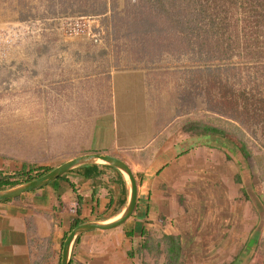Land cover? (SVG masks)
I'll return each mask as SVG.
<instances>
[{
	"label": "rangeland",
	"instance_id": "obj_1",
	"mask_svg": "<svg viewBox=\"0 0 264 264\" xmlns=\"http://www.w3.org/2000/svg\"><path fill=\"white\" fill-rule=\"evenodd\" d=\"M192 1L15 0L17 16L6 21L0 36V46H9L7 59L0 56V159L18 168L62 164L70 139L84 136L83 131L54 130V110L76 105L69 74L83 78L112 69L150 71L171 93L168 100L179 118L175 129L185 139L196 136L185 132L192 122L223 133L222 138L206 136L205 143L231 156V167L223 171L234 179L216 182L220 201L207 194L212 199L206 207L220 208L222 219L235 222L240 216L230 215L226 200L237 214L246 203L243 190L262 197L260 210L248 202L251 217L258 218V243L249 264H264V0ZM194 14L201 17H196V29L191 25V35L188 17ZM69 23L76 29L72 35L64 30ZM22 24L28 28L17 29ZM11 27L17 30L8 34ZM43 46H77V60H39ZM212 183L207 180L206 193ZM235 188L241 192L228 199L227 190L231 196Z\"/></svg>",
	"mask_w": 264,
	"mask_h": 264
},
{
	"label": "crops",
	"instance_id": "obj_2",
	"mask_svg": "<svg viewBox=\"0 0 264 264\" xmlns=\"http://www.w3.org/2000/svg\"><path fill=\"white\" fill-rule=\"evenodd\" d=\"M14 1L0 0V31L17 16ZM43 47L39 60H77V46ZM68 76L76 105L54 110V130L83 131L84 136L70 139L61 165L84 155H102L128 166L137 184L131 214L114 228L79 233L69 264H172L173 258L175 264H249L258 243V218L251 217L250 203L260 210L262 197L243 190L247 204L239 202L242 210L237 214L238 208L226 200L230 215L240 216L235 222L222 219L219 207H206L212 199L207 194L221 195L214 184L234 179L223 171L231 167V156L205 143V135L187 140L175 129L179 118L163 84L143 69ZM21 169L0 159V170ZM209 179L213 186L206 193ZM238 192L241 189L235 188L230 196L227 190L228 199ZM216 197L215 203L220 201ZM131 201L129 177L105 162L75 167L18 198L0 201V264H61L73 230L108 225L125 214ZM229 224L236 229L230 230Z\"/></svg>",
	"mask_w": 264,
	"mask_h": 264
},
{
	"label": "water",
	"instance_id": "obj_3",
	"mask_svg": "<svg viewBox=\"0 0 264 264\" xmlns=\"http://www.w3.org/2000/svg\"><path fill=\"white\" fill-rule=\"evenodd\" d=\"M95 162H105L108 164H111L119 169H121L123 172H125L131 182V187H132V201L129 209L125 212V215L121 219H117L116 221L108 224V225H100V224H91V225H83L77 227L75 230L71 232V234L68 236L66 239L64 246H63V252H62V262L61 264H69V257H70V251L72 244L74 242L75 237L86 230H90L93 228H98V229H111L114 228L118 225H120L133 211V203L135 201L136 195H137V184L131 174V171L128 166H126L124 163L115 160L110 157L102 156V155H84L80 156L74 160H71L69 162H66L65 164L61 165L60 167L52 170L48 174L35 179L33 181H30L28 183H25L21 186L12 188V189H7V190H2L0 191V201L3 200H10L14 198L20 197L22 194L27 193L31 190H34L36 188H39L43 185H46L50 181L59 178L63 174L67 173L71 169L84 165V164H91Z\"/></svg>",
	"mask_w": 264,
	"mask_h": 264
},
{
	"label": "trees",
	"instance_id": "obj_4",
	"mask_svg": "<svg viewBox=\"0 0 264 264\" xmlns=\"http://www.w3.org/2000/svg\"><path fill=\"white\" fill-rule=\"evenodd\" d=\"M171 1H173V0H171ZM158 2L160 4H162V2H164V0H158ZM187 2H188V5H190V3H192L193 1L187 0ZM203 8H205V7H203ZM203 10L204 11H201V14H204L206 16V19L210 18L209 24L213 25L211 14H208L205 11V9H203ZM187 11H188V7H187ZM194 15H195L194 18L188 17L189 28H190L189 30H192L191 35H193V33H194V31H193L194 28L191 25L194 24L195 29H196L197 25H198L197 24L198 22L196 21V17L197 18L201 17L199 14H194ZM183 22L186 26L187 22L182 20V19L179 22L180 25H182ZM253 58L257 59L254 56H253ZM185 132L190 133L191 135H196V136H202V135H205L207 137L218 136V138H222L221 135H223L222 131L219 129L207 127V126L201 128V127H199V125H196L195 122H192V124L187 129H185ZM50 171H51V168H48V167L33 168V167L28 166V165H23L22 169L19 172L9 173V172H5L3 170H0V191L7 190L10 188H14V187H16L20 184H23V183H28L30 181H33L35 179H38V178L48 174Z\"/></svg>",
	"mask_w": 264,
	"mask_h": 264
},
{
	"label": "built area",
	"instance_id": "obj_5",
	"mask_svg": "<svg viewBox=\"0 0 264 264\" xmlns=\"http://www.w3.org/2000/svg\"><path fill=\"white\" fill-rule=\"evenodd\" d=\"M68 23V22H67ZM67 23H66V25H67ZM18 27V26H17ZM28 28V26H26V25H21L20 27H18L17 29H23V30H25V29H27ZM17 29H15V28H13V27H11L10 29H8V34H10V33H12V31H14V30H17ZM64 30H65V33H67V34H70V35H72L73 34V32H76V29L75 28H73V26H71L70 25V23H69V26H66V27H64ZM2 32L0 31V36L1 35H3V34H1ZM0 41H1V39H0ZM95 42H98V38H96V40H95ZM8 47L9 46H0V56L1 57H5V59H7V57H6V49H8Z\"/></svg>",
	"mask_w": 264,
	"mask_h": 264
},
{
	"label": "bare ground",
	"instance_id": "obj_6",
	"mask_svg": "<svg viewBox=\"0 0 264 264\" xmlns=\"http://www.w3.org/2000/svg\"><path fill=\"white\" fill-rule=\"evenodd\" d=\"M126 175H127V174H126ZM127 176H128V175H127ZM124 215H125V214H124ZM124 215H123V216H124ZM123 216H121V218H123ZM121 218H119V219H121Z\"/></svg>",
	"mask_w": 264,
	"mask_h": 264
}]
</instances>
